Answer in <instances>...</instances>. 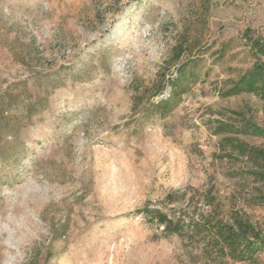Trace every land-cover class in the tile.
Returning <instances> with one entry per match:
<instances>
[{
    "label": "rangeland",
    "instance_id": "374dc122",
    "mask_svg": "<svg viewBox=\"0 0 264 264\" xmlns=\"http://www.w3.org/2000/svg\"><path fill=\"white\" fill-rule=\"evenodd\" d=\"M259 40L264 0H0V264H264L214 235L264 233V136L216 133L264 128Z\"/></svg>",
    "mask_w": 264,
    "mask_h": 264
},
{
    "label": "trees",
    "instance_id": "16d2710c",
    "mask_svg": "<svg viewBox=\"0 0 264 264\" xmlns=\"http://www.w3.org/2000/svg\"><path fill=\"white\" fill-rule=\"evenodd\" d=\"M256 43L261 56L264 57V44L260 40L256 41ZM261 56H259L258 61L250 69L232 82V85L225 91V95H237L242 92H250L264 97V58H261ZM178 81V79L175 80L171 85H175ZM165 104L168 105V101ZM169 110L171 108L166 111ZM237 129H232L227 124H223L216 133L235 130L241 131L242 133L264 136V128L251 123L245 124L241 130ZM237 147L241 151L246 150V146L243 143H239ZM257 151L260 158L264 159V151ZM160 222L165 225L167 234L180 233L183 228L182 226H176L177 228L169 230L172 223H169L170 221L167 218L160 219ZM214 235L222 242L223 247L227 249L231 257L237 260L252 258L264 249V233L257 230L252 223L243 219L236 218L233 223L217 225Z\"/></svg>",
    "mask_w": 264,
    "mask_h": 264
}]
</instances>
